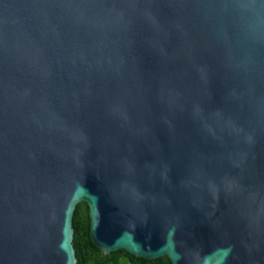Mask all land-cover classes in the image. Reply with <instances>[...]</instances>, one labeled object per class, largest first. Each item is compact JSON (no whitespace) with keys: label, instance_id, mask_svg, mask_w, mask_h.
<instances>
[{"label":"water","instance_id":"1","mask_svg":"<svg viewBox=\"0 0 264 264\" xmlns=\"http://www.w3.org/2000/svg\"><path fill=\"white\" fill-rule=\"evenodd\" d=\"M101 253L264 264V0H0V264Z\"/></svg>","mask_w":264,"mask_h":264},{"label":"trees","instance_id":"2","mask_svg":"<svg viewBox=\"0 0 264 264\" xmlns=\"http://www.w3.org/2000/svg\"><path fill=\"white\" fill-rule=\"evenodd\" d=\"M72 229L76 264H171L167 257L147 259L136 257L124 250L101 253L90 238L89 211L83 202L78 203L74 209Z\"/></svg>","mask_w":264,"mask_h":264}]
</instances>
